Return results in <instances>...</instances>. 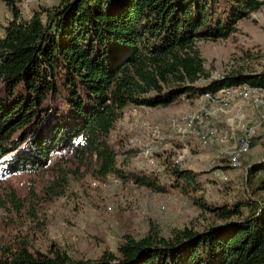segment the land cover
<instances>
[{
	"label": "trees",
	"instance_id": "16d2710c",
	"mask_svg": "<svg viewBox=\"0 0 264 264\" xmlns=\"http://www.w3.org/2000/svg\"><path fill=\"white\" fill-rule=\"evenodd\" d=\"M1 1L11 19L0 38V182L46 176L25 200L5 190L7 216L36 218L33 206L63 195L69 178L84 171L164 191L157 177L117 166L123 139L112 138L124 109L166 107L241 83L264 88V66L209 79L197 44L230 37L264 0H60L29 18L21 15L23 0ZM167 163L173 186L190 197L202 189L191 169ZM242 190L221 205L202 203L224 222L201 231L125 234L116 251L95 259L55 244L35 249L16 232L0 238V264H264V154L246 161Z\"/></svg>",
	"mask_w": 264,
	"mask_h": 264
},
{
	"label": "rangeland",
	"instance_id": "374dc122",
	"mask_svg": "<svg viewBox=\"0 0 264 264\" xmlns=\"http://www.w3.org/2000/svg\"><path fill=\"white\" fill-rule=\"evenodd\" d=\"M59 1L23 0L21 15L29 18L40 6H52ZM10 19V12L0 0V38ZM237 26L238 30L226 39L198 41L209 79L233 71L254 72L264 66V8L240 20ZM200 82L204 84L206 80ZM258 90L252 93L246 90L244 94L240 91L230 101L196 97L192 100L182 98L166 107L127 106L124 109L126 115L113 132V141L123 139V148L115 145L118 150L117 166L130 173L151 174L165 185V190H150L145 185H136L111 175L98 178L84 171L69 178L63 195L33 206L37 210L36 218H28L25 211L7 216L0 208V238L7 239L18 232L29 236L35 249L48 252L55 244L75 258L95 259L105 250L116 251L125 234L139 238L153 230L169 236L174 229L189 227L201 231L209 225L224 222L202 203L221 205L240 195L243 192L244 167L249 161L246 157L254 154L257 159L264 154V141L253 144L252 139L242 156L246 158L242 169L241 166L238 170L227 167L229 165L223 158V154L236 151L237 138L244 126L256 127L254 138L264 129L260 117L264 114V96L260 97L262 93ZM189 111H207L211 116L210 124L216 125L220 131H216L219 133L216 137L215 132H210L213 133L211 136L208 133V144L202 141L201 147L192 140L191 153L183 156L179 148L170 150L177 139L170 123L179 114ZM142 122H147V126H143ZM252 146L254 152H251ZM125 149L129 150L127 155H124ZM169 161L195 172L202 189L190 197L173 186L164 169ZM45 177L44 174L25 173L12 176L0 182V199L5 197V190L13 189L25 200L30 197L27 194L29 189H41Z\"/></svg>",
	"mask_w": 264,
	"mask_h": 264
},
{
	"label": "bare ground",
	"instance_id": "6f19581e",
	"mask_svg": "<svg viewBox=\"0 0 264 264\" xmlns=\"http://www.w3.org/2000/svg\"><path fill=\"white\" fill-rule=\"evenodd\" d=\"M258 89H260V91ZM226 90H227V92L225 93ZM246 90H248V91L251 90V93L254 92V90H258L259 92L262 93V95H260V97L261 96H264V88L263 87H255V86H251V85L243 84L242 83V84H237V85L225 86V87H223V88H221V89H219V90H217L215 92H205V93L201 94L199 97H206V98L207 97H215V98H217L216 100H218V99L219 100L224 99V100L230 101V100H232V99H234L236 97L237 93H239L240 91L243 93ZM243 94H241V95H243ZM262 99H264V98H262ZM258 100H259V98H258ZM253 105H255V104H253ZM258 106L259 105L257 104V107ZM259 107H261V106H259ZM221 108L223 109V108H226V107H221ZM221 108H220V110H221ZM256 110H257V108H256ZM208 111H209V109H208ZM257 113L260 114V112H257ZM260 117H261V122L262 121L264 122V114H262V116L260 114ZM249 120H251V119H249ZM183 121H184V131H182V122ZM210 122H211V116H210V114L207 111L206 112H193V111H189V112H185V113L179 114L170 123V128L173 130V132L174 131L175 132H180V133H177V137L176 136L175 137L177 138L176 139V141H177L176 143L177 144H180L179 145L180 146L179 147V151L182 153L183 156H189V154L191 153L190 143H193L192 140H195V143L198 144L201 147L202 146L201 145L202 144V141H203L204 144H208V137L206 136L208 133L215 132V137L217 136V134H219V133L216 132V131H218L219 128H217L216 125L210 124ZM263 122H262V124H263ZM212 123H214V122H212ZM142 125L143 126L144 125L147 126V122H142ZM174 126H175V130H174ZM220 128L222 130V127H220ZM254 128H256V127H253L251 125L250 126H248V125L244 126L242 128V132H240V134H239V136L237 138V140H238V147L236 145V147H237L236 151L233 154H231V153L230 154L227 153L225 155L223 154V158L225 159V161L228 163L229 166H231L233 168H236L237 170H238V168H240V166H241V158H242L243 154L247 151V149H248V147L250 145L249 143H251L253 141L252 139H254V137H253V136H255V134H254ZM238 129H239V127H238ZM219 131H220V129H219ZM229 132L230 131L228 130V135H229ZM212 134L210 133V136ZM231 136H232V134H231ZM215 137H212V139L215 138ZM247 137L251 138V140H247ZM233 140H234V138H233ZM220 157L222 158L221 155H220Z\"/></svg>",
	"mask_w": 264,
	"mask_h": 264
},
{
	"label": "crops",
	"instance_id": "0c3cea01",
	"mask_svg": "<svg viewBox=\"0 0 264 264\" xmlns=\"http://www.w3.org/2000/svg\"><path fill=\"white\" fill-rule=\"evenodd\" d=\"M264 141V129L260 130L257 134V136L254 138V142L253 144H256L257 142H259L261 144V142ZM254 146V145H253ZM252 146V148H253ZM252 151L251 152H254V148L251 149ZM256 153V152H255ZM251 157V158H250ZM250 157H246L247 159H249V161H253L256 159V157L254 156V154H252V156Z\"/></svg>",
	"mask_w": 264,
	"mask_h": 264
},
{
	"label": "built area",
	"instance_id": "2783aa9c",
	"mask_svg": "<svg viewBox=\"0 0 264 264\" xmlns=\"http://www.w3.org/2000/svg\"><path fill=\"white\" fill-rule=\"evenodd\" d=\"M227 92V90L225 91V93ZM206 121V120H205ZM174 130H175V126H174ZM182 131H184V121L182 122ZM175 133H180V132H175ZM247 140H251V138L247 137ZM246 158H241V169H242V166L244 164V161H245Z\"/></svg>",
	"mask_w": 264,
	"mask_h": 264
},
{
	"label": "water",
	"instance_id": "95a60500",
	"mask_svg": "<svg viewBox=\"0 0 264 264\" xmlns=\"http://www.w3.org/2000/svg\"><path fill=\"white\" fill-rule=\"evenodd\" d=\"M258 159V158H257ZM256 160V159H255ZM254 161V160H253Z\"/></svg>",
	"mask_w": 264,
	"mask_h": 264
}]
</instances>
